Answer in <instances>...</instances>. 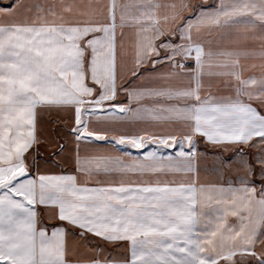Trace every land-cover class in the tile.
<instances>
[{
	"label": "snow or ice",
	"instance_id": "snow-or-ice-1",
	"mask_svg": "<svg viewBox=\"0 0 264 264\" xmlns=\"http://www.w3.org/2000/svg\"><path fill=\"white\" fill-rule=\"evenodd\" d=\"M0 264H264V0H0Z\"/></svg>",
	"mask_w": 264,
	"mask_h": 264
},
{
	"label": "rangeland",
	"instance_id": "rangeland-1",
	"mask_svg": "<svg viewBox=\"0 0 264 264\" xmlns=\"http://www.w3.org/2000/svg\"><path fill=\"white\" fill-rule=\"evenodd\" d=\"M198 147L200 148L201 152H219L221 151L220 149H213L210 146L206 147L203 142H201ZM42 152H45L44 148H41ZM225 155H229V153H225Z\"/></svg>",
	"mask_w": 264,
	"mask_h": 264
},
{
	"label": "crops",
	"instance_id": "crops-1",
	"mask_svg": "<svg viewBox=\"0 0 264 264\" xmlns=\"http://www.w3.org/2000/svg\"><path fill=\"white\" fill-rule=\"evenodd\" d=\"M121 100H124L125 98H120ZM42 152V151H41ZM43 153V152H42ZM47 222V221H46ZM95 243V242H94ZM105 247H110L108 245H105Z\"/></svg>",
	"mask_w": 264,
	"mask_h": 264
}]
</instances>
